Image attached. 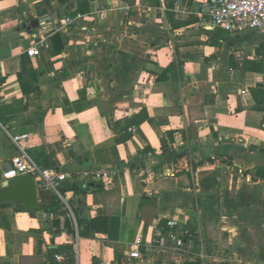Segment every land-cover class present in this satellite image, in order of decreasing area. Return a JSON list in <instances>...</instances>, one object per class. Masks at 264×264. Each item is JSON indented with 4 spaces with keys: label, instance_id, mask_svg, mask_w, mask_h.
Instances as JSON below:
<instances>
[{
    "label": "crops",
    "instance_id": "crops-1",
    "mask_svg": "<svg viewBox=\"0 0 264 264\" xmlns=\"http://www.w3.org/2000/svg\"><path fill=\"white\" fill-rule=\"evenodd\" d=\"M76 1L0 0V121L66 175L0 203V264H264V32L212 28L205 0ZM16 154L0 130V178Z\"/></svg>",
    "mask_w": 264,
    "mask_h": 264
},
{
    "label": "built area",
    "instance_id": "built-area-1",
    "mask_svg": "<svg viewBox=\"0 0 264 264\" xmlns=\"http://www.w3.org/2000/svg\"><path fill=\"white\" fill-rule=\"evenodd\" d=\"M77 16L79 17L80 14ZM198 16L202 19L206 18L212 28H219L230 34H240L245 31L264 32V0H205L200 5ZM61 22L62 24L71 23L72 17L64 15ZM25 51L29 56L38 55L40 48L31 46ZM0 130L17 149V154L10 161L11 169L2 172L0 182L30 174L34 180H37L39 187L49 189L54 196L61 197V185L66 179L65 173L51 168H42L32 159L27 151L29 141L27 133H17L1 121ZM95 173L106 176V173L100 171ZM165 226L168 229L165 238L176 248L183 247L186 240L193 235L191 228L181 225L175 219L166 220ZM165 238H161L162 243ZM138 255L136 249L130 251V256ZM61 258L59 255L56 256V259Z\"/></svg>",
    "mask_w": 264,
    "mask_h": 264
},
{
    "label": "water",
    "instance_id": "water-1",
    "mask_svg": "<svg viewBox=\"0 0 264 264\" xmlns=\"http://www.w3.org/2000/svg\"><path fill=\"white\" fill-rule=\"evenodd\" d=\"M70 5H66L64 8L59 9L58 12L51 13L40 20H33L28 29L30 30L31 28L37 27L40 23L64 16V14L69 10ZM71 152L72 151L69 153ZM7 169H11L10 164ZM45 193L53 196L49 189H44L36 185V181L30 174L20 175L12 179L4 180L0 183V203H12L18 209H36L38 207V199ZM45 199H47L46 196Z\"/></svg>",
    "mask_w": 264,
    "mask_h": 264
},
{
    "label": "trees",
    "instance_id": "trees-1",
    "mask_svg": "<svg viewBox=\"0 0 264 264\" xmlns=\"http://www.w3.org/2000/svg\"><path fill=\"white\" fill-rule=\"evenodd\" d=\"M57 1L60 4H65L66 2H68V0H57ZM88 1L89 0H77L76 4H75V8L72 11H70V14L74 15L76 13L83 14V13L88 12L89 11ZM146 118H147L146 111L145 110H141L136 116H133L132 118H130V119L125 121V127L127 128V127H129L131 125H137L138 123H140L141 121H143ZM113 130H115V129H113ZM128 135L129 134H127V136ZM124 137H126V136H124ZM124 137L116 135V142L117 143H122L125 140ZM165 233H166V231H165Z\"/></svg>",
    "mask_w": 264,
    "mask_h": 264
}]
</instances>
